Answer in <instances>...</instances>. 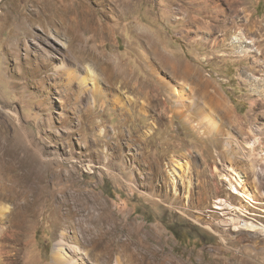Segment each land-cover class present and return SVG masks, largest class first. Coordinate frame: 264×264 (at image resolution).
I'll return each mask as SVG.
<instances>
[{
  "label": "rangeland",
  "instance_id": "1",
  "mask_svg": "<svg viewBox=\"0 0 264 264\" xmlns=\"http://www.w3.org/2000/svg\"><path fill=\"white\" fill-rule=\"evenodd\" d=\"M237 28L264 52V0H0V264H264ZM199 84L228 108L198 116Z\"/></svg>",
  "mask_w": 264,
  "mask_h": 264
},
{
  "label": "bare ground",
  "instance_id": "2",
  "mask_svg": "<svg viewBox=\"0 0 264 264\" xmlns=\"http://www.w3.org/2000/svg\"><path fill=\"white\" fill-rule=\"evenodd\" d=\"M220 14L225 16L226 12L224 10H221ZM242 29L241 28H237L236 35L232 37L231 46L233 47L235 52H237L238 54H240L242 56L245 55V54H248L249 56H251L253 58L254 62H256L259 65H262L263 61H264V52H263V49L261 47L262 46L261 43L257 42V40H255L254 37H251L250 34H248V32H245ZM227 30H228V28L226 26L225 27V32H227ZM84 62H85V60H81L82 64L80 62H79V64H81L82 67H83ZM251 75H250V78H251ZM262 75H263V78L253 75L254 82H255L254 91H258V89L260 87L264 86V73ZM196 91L198 93V94L196 93L197 94L196 96H198L197 97L198 99L197 98H196V100L193 99L194 101L190 102L191 103L190 108L193 107V110L196 111L198 116L204 117V116H206L208 114H211V113L213 114L211 109L219 110L220 113H221V112H223L222 110H224L223 108H221V106H224L225 108H228L226 104H222L224 101L218 94H214V93L211 94V92L207 91L205 87H201V85H200V88H198ZM205 98L207 99V102L202 101V99H205ZM9 113L11 115L14 114L15 116H17L15 113H13L11 111H9ZM225 114L228 115L229 117H232L231 113H230V110H226ZM226 181H228L227 178H226ZM235 193L238 194L239 196H241L247 203L252 200L250 195L248 193H245L244 191L243 192H239V191L235 190ZM240 213H241V211H240ZM63 253L64 252H63V247L61 246V243L59 244L58 247L55 246V250H54V252L52 254V261H53L54 264H67L66 262H61L60 261V257H61V255ZM73 262H75V261H72V263Z\"/></svg>",
  "mask_w": 264,
  "mask_h": 264
}]
</instances>
